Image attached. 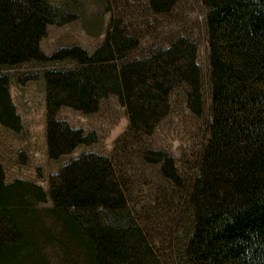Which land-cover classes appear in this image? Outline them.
<instances>
[{
    "label": "trees",
    "instance_id": "1",
    "mask_svg": "<svg viewBox=\"0 0 264 264\" xmlns=\"http://www.w3.org/2000/svg\"><path fill=\"white\" fill-rule=\"evenodd\" d=\"M176 1L148 0L156 12ZM199 1L207 8L211 105L206 141L186 185L167 151L146 147L141 158L157 163L166 180L183 187L180 199L191 233L182 264H264V0ZM73 17L50 0H0V67L74 62L43 74L49 158L97 138L93 129L57 117L63 105L89 113L100 98L115 95L125 107L128 127L113 152L122 138L151 133L178 85L185 87L187 107L201 112L197 46L191 38L179 35L133 56L138 37L115 23L91 51L74 44L46 53L40 40L47 25ZM0 123L23 128L5 73H0ZM126 193L113 155L83 152L71 158L50 176L48 189L22 177L6 181L0 162V264H46L43 242L51 238L45 222L50 215L59 226L60 246L81 253L85 264H163ZM48 200L50 205H39Z\"/></svg>",
    "mask_w": 264,
    "mask_h": 264
},
{
    "label": "rangeland",
    "instance_id": "2",
    "mask_svg": "<svg viewBox=\"0 0 264 264\" xmlns=\"http://www.w3.org/2000/svg\"><path fill=\"white\" fill-rule=\"evenodd\" d=\"M71 12L73 19L47 25L40 46L51 53L61 46L78 44L91 51L104 37L111 24H119L126 32L135 34L138 46L131 52L136 56L157 46H164L179 35L191 38L197 46L203 108L193 113L186 105L185 87L178 85L168 96V111L155 124L150 134H135L115 142L127 130L125 107L115 95L99 99L95 111L85 113L63 105L57 117L73 126L93 129L97 138L80 144L57 159L47 155L46 101L44 71L52 67L65 68L73 60L54 62L31 61L15 66H1L0 73L10 79V92L21 116L23 128L13 130L0 123V162L6 181L22 177L37 181L49 188V178L63 164L83 152L113 155L115 167L123 176L129 206L146 240L163 264H182L181 251L191 233L187 209L180 195L183 187H176L160 173L157 163H146L141 155L146 147L159 148L173 156L184 184L195 167L206 141L210 119V84L207 63V35L204 27L206 7L199 0H177L163 12H156L148 0H50ZM51 201L40 203L50 205ZM51 216V215H50ZM47 216L51 238L43 242L46 264H85L81 253L63 249L58 242L57 221ZM38 235L40 230L37 229ZM41 242V240H40Z\"/></svg>",
    "mask_w": 264,
    "mask_h": 264
},
{
    "label": "crops",
    "instance_id": "3",
    "mask_svg": "<svg viewBox=\"0 0 264 264\" xmlns=\"http://www.w3.org/2000/svg\"><path fill=\"white\" fill-rule=\"evenodd\" d=\"M12 96V95H11ZM12 99H13V97H12ZM13 102L15 103V101H14V99H13ZM15 105H16V103H15ZM17 107V106H16ZM18 111V110H17Z\"/></svg>",
    "mask_w": 264,
    "mask_h": 264
}]
</instances>
